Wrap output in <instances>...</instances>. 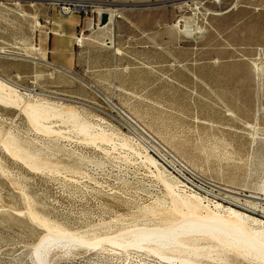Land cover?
<instances>
[{
	"label": "rangeland",
	"instance_id": "rangeland-1",
	"mask_svg": "<svg viewBox=\"0 0 264 264\" xmlns=\"http://www.w3.org/2000/svg\"><path fill=\"white\" fill-rule=\"evenodd\" d=\"M94 1L0 0V264L264 263V0Z\"/></svg>",
	"mask_w": 264,
	"mask_h": 264
},
{
	"label": "bare ground",
	"instance_id": "bare-ground-1",
	"mask_svg": "<svg viewBox=\"0 0 264 264\" xmlns=\"http://www.w3.org/2000/svg\"><path fill=\"white\" fill-rule=\"evenodd\" d=\"M49 1L50 3H52L51 0H47ZM97 3V2H96ZM99 5V4H97ZM72 15V14H70ZM68 16V15H67ZM115 20L113 18V15L111 14L110 17H109V20L106 24H104L105 27H108V26H111V24H114ZM107 41L106 43L108 45H111L112 44V36H108L107 38ZM50 65L54 66V67H57L56 65H54L53 63H50ZM6 81V80H5ZM9 82V81H8ZM10 83V82H9ZM3 84V82H2ZM4 86L6 84H3ZM11 86V85H10ZM6 87V86H5ZM12 91V90H10ZM12 94V92H11ZM18 96V95H17ZM4 98V97H2ZM1 98V100H2ZM7 98V97H6ZM5 98V99H6ZM4 99V100H5ZM16 99V98H15ZM6 101V100H5ZM3 101V102H5ZM11 103V101H10ZM14 103V102H13ZM32 111H34L38 116H43V113L47 110L43 105L42 106H32ZM30 108V109H31ZM263 199V198H262ZM230 212L234 215H236L237 217H239V219H241L240 221H220V220H214V219H205V220H199L201 222H206L207 224H211L213 226H215L216 224H220L224 227V230L222 231H225V233L227 232V234L231 235L234 237V239H236L235 241H243L244 244L246 247H248L247 249H249V247H251V245H254V247L262 250L264 252V223L260 224L261 222L257 219H253V221H256L258 222L259 221V224H250L248 223L246 220L249 219L248 216H246L245 214H242L241 212L237 211V210H234V209H230ZM264 214V212H263ZM251 218V217H250ZM198 222V221H197ZM264 222V221H263ZM200 223V222H199ZM195 227H198L197 225H194ZM212 226V227H213ZM223 229V228H222ZM217 230V229H216ZM215 232V231H214ZM232 237V238H233ZM230 240L228 239V242ZM233 243V242H232ZM235 243V242H234ZM231 244V243H230ZM239 244V243H238ZM235 245V244H234ZM240 245V244H239ZM238 247H241L239 246ZM244 248V246L242 247V249ZM239 249V248H238ZM241 249V248H240ZM241 249V250H242ZM246 249V248H245ZM252 249V248H250ZM254 250V249H252ZM251 251V250H250ZM243 252V251H242ZM246 252V251H244ZM243 252V253H244ZM257 252V251H256ZM258 253V252H257ZM260 253V252H259ZM247 254V253H246ZM254 254H255V251H254ZM245 255V254H244ZM257 255V254H256ZM262 255V254H261ZM246 256V255H245ZM251 257V255H249ZM263 260H260V261H264V253L263 255L261 256ZM253 258V256H252ZM251 258V260H252ZM259 258V257H258ZM256 259V258H255ZM261 264H264V263H261Z\"/></svg>",
	"mask_w": 264,
	"mask_h": 264
},
{
	"label": "built area",
	"instance_id": "built-area-1",
	"mask_svg": "<svg viewBox=\"0 0 264 264\" xmlns=\"http://www.w3.org/2000/svg\"><path fill=\"white\" fill-rule=\"evenodd\" d=\"M61 15H70L75 13H84L96 15L101 22L105 10L101 8L94 0H51ZM111 15V14H110ZM109 15V17H110Z\"/></svg>",
	"mask_w": 264,
	"mask_h": 264
},
{
	"label": "water",
	"instance_id": "water-1",
	"mask_svg": "<svg viewBox=\"0 0 264 264\" xmlns=\"http://www.w3.org/2000/svg\"><path fill=\"white\" fill-rule=\"evenodd\" d=\"M109 20V15L107 13H103L102 15V23H106Z\"/></svg>",
	"mask_w": 264,
	"mask_h": 264
},
{
	"label": "crops",
	"instance_id": "crops-1",
	"mask_svg": "<svg viewBox=\"0 0 264 264\" xmlns=\"http://www.w3.org/2000/svg\"><path fill=\"white\" fill-rule=\"evenodd\" d=\"M76 14L68 15L67 17L74 18ZM54 64V63H53ZM55 65V64H54ZM57 66V65H56ZM58 67V66H57Z\"/></svg>",
	"mask_w": 264,
	"mask_h": 264
}]
</instances>
